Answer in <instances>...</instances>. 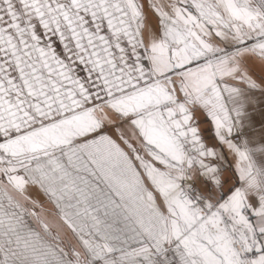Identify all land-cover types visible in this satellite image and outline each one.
Wrapping results in <instances>:
<instances>
[{
	"label": "snow or ice",
	"instance_id": "6c2138e0",
	"mask_svg": "<svg viewBox=\"0 0 264 264\" xmlns=\"http://www.w3.org/2000/svg\"><path fill=\"white\" fill-rule=\"evenodd\" d=\"M0 264H264V0H0Z\"/></svg>",
	"mask_w": 264,
	"mask_h": 264
}]
</instances>
